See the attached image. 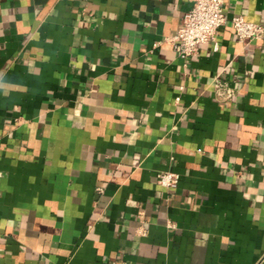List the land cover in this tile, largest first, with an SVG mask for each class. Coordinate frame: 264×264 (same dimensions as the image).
Listing matches in <instances>:
<instances>
[{
    "label": "crops",
    "instance_id": "0c3cea01",
    "mask_svg": "<svg viewBox=\"0 0 264 264\" xmlns=\"http://www.w3.org/2000/svg\"><path fill=\"white\" fill-rule=\"evenodd\" d=\"M189 6L0 0V264H264V39L229 23L264 0L183 61Z\"/></svg>",
    "mask_w": 264,
    "mask_h": 264
},
{
    "label": "built area",
    "instance_id": "2783aa9c",
    "mask_svg": "<svg viewBox=\"0 0 264 264\" xmlns=\"http://www.w3.org/2000/svg\"><path fill=\"white\" fill-rule=\"evenodd\" d=\"M188 1L190 6L180 27L167 41L177 57L183 61L193 57L199 45L215 44L219 28L227 23L222 0ZM229 23L238 43L264 39V23L248 22L241 16L232 17ZM211 86L215 99L219 102H230L234 99L236 91L230 87L224 73L215 75ZM156 184L166 191L173 190L177 187L178 176L172 172L159 173L156 176Z\"/></svg>",
    "mask_w": 264,
    "mask_h": 264
}]
</instances>
